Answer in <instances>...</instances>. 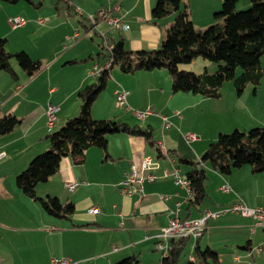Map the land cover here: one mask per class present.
<instances>
[{"label": "crops", "instance_id": "1", "mask_svg": "<svg viewBox=\"0 0 264 264\" xmlns=\"http://www.w3.org/2000/svg\"><path fill=\"white\" fill-rule=\"evenodd\" d=\"M3 1L5 5L0 7V22L4 32H0V37L7 40V51H24L31 58L40 60L43 66L31 77L13 61L15 76L0 71L1 113L16 115L21 120L13 131L0 135V154H3L0 159V264H51L53 257L69 258L77 264H116L132 256L137 257L136 264H161L162 257L157 250L160 230L167 227L176 210L181 219H197L207 210L219 211L235 202H243L249 207H264V173L252 172L249 165L236 168L229 174L205 165L208 169L207 197L199 205L192 204L191 185H177L171 175L163 177L165 171L171 172L177 167L182 179H186L192 166L180 159L199 160L211 140L209 133L200 136L192 128L189 112L194 104L188 101L191 93H174L172 78L170 74L163 73L164 69L128 74L119 69V72H114L113 68L110 72L112 81H108L107 91L104 90L110 95V107L98 105L102 94H105L102 91L91 109L95 119L114 116V108H118L116 91L119 86L123 87L132 109L125 111L133 118H137L134 110L153 109V114L143 119L145 124L135 126H151L152 138L161 153L151 148L146 138L121 132L108 136L106 152L98 147L89 148L82 163L64 157L59 171L48 181L37 185L36 194L45 200L57 198L62 207L72 204L74 209L68 217L50 214L40 199L24 194L17 186V175L36 155L50 148V133L79 115L81 103L78 93L96 80L91 74L93 67L106 61L101 44L105 47V42L117 41L121 35L131 51L157 49L174 16L154 19L152 12L156 0H58L56 3L50 0L52 7L48 10L44 9L45 0ZM223 1L183 0L196 28L213 23ZM244 3L250 5L251 1L244 0ZM62 4L77 15L76 23L63 21ZM103 10L123 17L129 30L110 29L98 17ZM14 17L24 18L25 25L12 27L10 19ZM92 17H98L99 29L106 38H101L100 43L95 41L97 32L91 30ZM80 28L89 39L79 41ZM55 31L61 32V38L53 48H42L39 40L31 42L35 49L52 55L46 58L45 63L42 58L33 57L24 46V34L27 32L36 35ZM62 38L71 43L66 51H62L65 46L59 44ZM11 40L15 45L7 48ZM73 40L77 41L73 43ZM259 87L264 88V85L256 86L251 100L242 101L245 86L239 93L241 101H236L233 107L229 105L230 113L239 114L234 116L228 129L246 131L264 125V101H256ZM176 96L184 100L181 106L176 104ZM199 96L193 95V103L202 101L200 98L203 96ZM50 103L58 107V118L51 129L47 125ZM177 111L180 115L176 114ZM163 117L169 119L171 127L164 126ZM125 119L119 122L134 126ZM186 133L198 135L199 140L188 143ZM147 156L155 161L153 173L162 177L144 182L142 192L122 193L121 182L133 170L142 173ZM173 157L175 162L171 161ZM198 164L204 166L200 162ZM73 182L78 185L71 191L68 184ZM225 186L230 188L226 193L222 191ZM163 195L167 198L162 199ZM95 207L99 212L94 214L91 209ZM259 230L264 233V228H254L253 219L227 212L216 219H209L202 236L191 238L190 243L193 247L198 240L202 247L214 249L221 264H264V254L256 259L253 254L255 246L264 251V237Z\"/></svg>", "mask_w": 264, "mask_h": 264}, {"label": "trees", "instance_id": "2", "mask_svg": "<svg viewBox=\"0 0 264 264\" xmlns=\"http://www.w3.org/2000/svg\"><path fill=\"white\" fill-rule=\"evenodd\" d=\"M238 1L224 0L222 8L215 14L216 20L222 22L199 30L191 20L183 0H156L152 12L154 19L174 16L173 21L165 28V37L159 48L131 51L121 35L117 41L112 40V51L101 44L104 60L112 61L110 69L96 76L95 82L79 91V115L70 118L60 129L50 133L49 150L36 155L29 166L17 175L16 183L23 193L40 199L42 206L50 214L68 217L74 209L72 204L62 207L57 198L45 200L36 194L37 185L48 181L59 171L64 157H71L75 162L82 163L89 148L98 147L106 152L108 136L121 132L146 138L151 148H156L161 153L152 138L151 126H129L116 119L100 120L92 116V104L106 89L113 68L117 67L128 74L139 70L166 69L172 78L174 93L191 92L208 98L221 97L223 83L235 78L238 69L243 70L236 82L239 92H242L247 83L259 86L264 78V68L261 66V58L264 56V0H250L251 7L242 11L237 10ZM6 44L7 40L0 37V71L15 76L13 60L30 77L41 70L43 65L40 60L31 58L24 51L8 52ZM197 57L217 63L218 69L213 73L206 71L197 75L180 68ZM20 123L21 120L16 115L2 114L0 105V135L13 131ZM180 161L192 166L186 179L190 181L192 189V204L199 205L207 197V164L222 174H229L245 165H249L254 173H264V127L221 133L208 145L200 161L184 158ZM199 162L204 166L200 167ZM191 241L190 237L171 239L168 250L163 253L161 264H221L218 252L202 247L198 240L192 250L185 253ZM137 262V257L132 256L116 264Z\"/></svg>", "mask_w": 264, "mask_h": 264}, {"label": "rangeland", "instance_id": "3", "mask_svg": "<svg viewBox=\"0 0 264 264\" xmlns=\"http://www.w3.org/2000/svg\"><path fill=\"white\" fill-rule=\"evenodd\" d=\"M36 1L38 2L39 0H36ZM57 1L58 0H54L55 3ZM3 5H5V2L3 0H0V7H2ZM62 5L63 6L61 8V11H62L61 18L63 19V21H72V22L76 23L77 22V15L72 13L71 10H69V8H68V6L66 4L65 5L62 4ZM251 5H252V3L250 5H245L244 0H243L242 2L238 3L237 10L238 11L247 10V9H249L251 7ZM102 6H104V5H102ZM49 7L50 8L52 7L50 0H45V8L44 9L48 10V9H50ZM79 12H80V10H79ZM55 16H54V18H55ZM41 22H42V20H40V23ZM88 22L90 23V21H88ZM217 22L221 23L222 21L221 20H214L213 23H206L207 25H203V26L197 27V28L199 30H205L209 26L214 25ZM1 31L4 32V28H3V25H1V22H0V32ZM80 31H81V38H79L80 40L78 39L79 41H81L82 39H85V38L89 39L88 34L84 35L85 33L82 31L81 28H80ZM58 32L59 31H55V32L48 33V34L44 33V34H36V35H31L29 32H27V33L24 34V37L26 38L25 42H24V46L26 48H28V50H30L31 55L33 57L42 58L43 62L45 63V62H47L46 58H51L52 55L49 56L50 53H47L45 51H41L40 49H35L34 45L31 42H32V40H39L40 41V46L42 48H45V49L46 48H53L54 45L57 46V44H58L57 43V39L61 38V32H59V33ZM92 32L96 33L95 30H92ZM101 32L102 31L97 32L98 36L95 37V41L96 42L100 43L101 38H103V36H101ZM99 35H100V37H99ZM103 39L105 40V38H103ZM76 41L73 40L72 42L75 43ZM107 43H109V42H105V47H106ZM59 44H60V46L61 45L65 46L62 51H66L67 48L71 47V43L67 42L63 38L60 39ZM14 45H15L14 41L11 40L10 44L7 46V48H9V47L12 48ZM13 63H17V62L13 60ZM261 64H262V66L264 68V58L261 59ZM180 68L185 69V70H190V71L196 73L197 75H200V74L205 73L206 71L209 72V73L215 72L218 69V64L215 63V62H210L208 60H205L202 57H197L190 64H184ZM113 71L114 72H119L117 67L114 68ZM163 71H164L163 73H168V75H169V72L166 69H164ZM242 72H243L242 69H238L235 78H233L231 80H227V81H225L223 83V85L221 87V97H219V98H208V97L199 96V97H202V98H200V99H202V101H200L199 103L196 102L197 103L196 104V103H193L195 101L192 98L194 94L190 92L191 94H189V96H188V101L190 102V104H192V105L194 104V106H192L190 108V112H189V116H190V118L193 121V122L192 121L190 122L192 124V126H193L192 128L194 130H197L198 134L200 136L201 135H205V133H209V136L211 137V140L208 143V145L212 141H215L217 139V137L219 136V134H221V133L222 134H227V133H230V132H232V131H234L236 129V128L235 129H228V126H229V123L232 122V119L234 118V116L239 114V113H237V112L234 113V111H233V113H230V109H228V108H229V105H231L233 107L234 103L236 101H239L240 98H241L240 94H239L240 92H239L238 87L236 85V82L240 78ZM111 81H112V78L109 80V83H111ZM261 84L264 85V78H263ZM255 89H256V86H254L251 83H247L244 95H243L241 100L242 101L251 100L253 98L251 96L253 95ZM105 91H107V89H105ZM105 91L103 92L105 94H102V96L100 98L101 100H99V102H98L99 104L98 105L110 107L111 98H110V95L107 92H105ZM258 93H259V96H258V98H256V101L258 103H262L264 101V88H260L259 87L258 88ZM178 95H186V94H178ZM126 100H127V97H126ZM175 101H176V104L178 106H181V104L183 103L184 100L182 99L181 96H176ZM113 103H114V101H113ZM118 108H114L115 109V115L114 116H111L109 118H100V120H102V119H112V120L117 119V121H119V120H121V121L124 120L125 121L126 120L125 118H127V119H129V124H131V125L135 126L136 124L137 125L138 124L139 125L145 124L143 119L141 120V119H138V118H133L130 113H127L125 111V109L121 110V108H119V109ZM148 109L153 110L152 108H148ZM258 112H259L260 115L262 114V112H260V111H258ZM106 114H110V113L106 112ZM176 114L180 115V113L178 111L176 112ZM47 118H48V115H47ZM144 126H147V124L144 125ZM171 126H172V123H171ZM261 127H264V125H262ZM157 130H159V129H156V131ZM239 130H242V129H239ZM245 130L249 131V130H251V128L250 129H245ZM198 140H199V138H198ZM197 161H200V159L197 160ZM240 203H243V202H240ZM250 208H256V207H250ZM257 208H262L263 209L264 207H257ZM208 211L211 212V213L212 212L216 213V211H210V210H207L206 212H208ZM227 212H229V211H227ZM227 212H224L223 214H225ZM240 215L243 216L242 213H240ZM243 217H246V216H243ZM248 218H250V217H248ZM208 221H207V223H208ZM254 228H258V227H254ZM259 231H260V233H262L261 237H264L263 231L262 230H259ZM262 240L263 239L261 238L259 241L261 242ZM245 244H246V242L243 243L242 246L245 245ZM257 244L258 243H256L255 245H257ZM192 248H193L192 247V243H190L189 246L187 247L185 253L190 252L192 250ZM157 250L160 253V257H163L164 251L159 249V248ZM253 254H254V258L256 259V258L259 257V255L262 256L264 254V251H263V249H260L257 246H255Z\"/></svg>", "mask_w": 264, "mask_h": 264}, {"label": "built area", "instance_id": "4", "mask_svg": "<svg viewBox=\"0 0 264 264\" xmlns=\"http://www.w3.org/2000/svg\"><path fill=\"white\" fill-rule=\"evenodd\" d=\"M101 21L103 20L110 29L116 31H127L129 30V25L124 22L123 17L115 16L113 14L107 13L104 10L100 13ZM98 16V17H99ZM91 21L93 23L92 29L95 32H100L99 29V20L96 17H92ZM26 20L22 17H14L10 19V24L12 27H20L25 25ZM101 36L104 37V33H101ZM106 49L109 51L111 50V43L106 44ZM112 61H106L105 64H98L93 67L92 75L96 77L98 71H100L101 65H110L111 67ZM127 92L123 89V87L119 86L116 91V105L121 108L125 109L126 111H132L129 107L127 100ZM57 112L58 107L53 103H50L47 110L48 121L47 125L51 129L54 127L55 122L57 121ZM134 114L138 119H145L147 116L153 114V110L147 109L145 111H136L134 110ZM164 126L166 128L171 126L170 121L167 117H163ZM198 136L194 133H186L185 139L188 143L195 142L198 140ZM3 157V154H0V158ZM175 158H172V162H175ZM155 168V161L153 157L147 156L142 165V173L133 170L128 177L121 182V191L124 194L131 195L134 192H142L143 191V184L146 181H156L162 176H159L153 173V169ZM173 176L177 185L182 186H189L190 181L187 179H182L179 173V169L174 167L171 172L165 171L163 177ZM78 183L73 182L69 183L68 187L71 191H73L77 187ZM230 190L229 186H225L222 188L224 193ZM167 196L163 195L162 199H166ZM257 208V207H256ZM250 208L245 203L235 202L231 206L216 211V213L206 212L201 217L197 219H181L178 215V210L173 213V217L170 219L169 224L167 227L162 228L160 230L159 235V243H157V249H161L166 252L169 248V241L171 239H177L180 237H190L194 239H198L202 236L205 228L207 227V221L209 219H216L224 212H234V213H242L243 216L250 217L254 221V227L264 226V208ZM92 213H98L99 208L95 207L91 209ZM51 264H77L75 261L65 258V257H53L51 260Z\"/></svg>", "mask_w": 264, "mask_h": 264}, {"label": "bare ground", "instance_id": "5", "mask_svg": "<svg viewBox=\"0 0 264 264\" xmlns=\"http://www.w3.org/2000/svg\"><path fill=\"white\" fill-rule=\"evenodd\" d=\"M114 44L111 43V50L113 49V46ZM110 69V65H101V68H100V71H98L97 75L96 76H99L102 72L104 71H108ZM259 227H263L264 226H259Z\"/></svg>", "mask_w": 264, "mask_h": 264}]
</instances>
